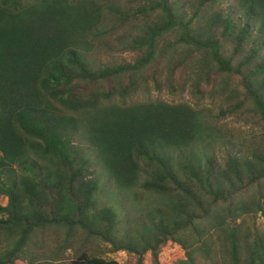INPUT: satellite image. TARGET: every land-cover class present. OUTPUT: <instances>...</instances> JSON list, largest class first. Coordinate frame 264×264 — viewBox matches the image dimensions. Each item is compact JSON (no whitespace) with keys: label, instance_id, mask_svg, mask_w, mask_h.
I'll use <instances>...</instances> for the list:
<instances>
[{"label":"trees","instance_id":"obj_1","mask_svg":"<svg viewBox=\"0 0 264 264\" xmlns=\"http://www.w3.org/2000/svg\"><path fill=\"white\" fill-rule=\"evenodd\" d=\"M193 1L188 17L178 0H140L138 58L99 66L90 55L111 1L0 0V235L15 239L0 264H34L28 247L52 227L135 253L137 264H264V228L249 225L264 218V150L230 154L219 169L193 151L201 110L126 102L141 86L185 92L203 81L264 128V0ZM81 133L117 186L163 200L140 239L121 237L115 209L98 203ZM68 264L118 263L82 252Z\"/></svg>","mask_w":264,"mask_h":264},{"label":"rangeland","instance_id":"obj_2","mask_svg":"<svg viewBox=\"0 0 264 264\" xmlns=\"http://www.w3.org/2000/svg\"><path fill=\"white\" fill-rule=\"evenodd\" d=\"M113 6L109 8V16L106 19L98 37L97 43L90 59L99 66L112 63L134 62L138 58V52L134 49L133 42L144 32L148 24L139 17L138 7L140 0H109ZM225 1V0H224ZM228 1L218 8L227 9ZM182 14L188 17L192 14L193 0H178L176 3ZM226 7V8H225ZM150 20V19H148ZM172 38L170 39V41ZM166 64V63H165ZM192 71L200 74L197 64ZM196 75L194 74V77ZM195 83L198 85V76ZM204 87L194 88L192 82L188 83L185 92L169 89V84L158 90L153 86L140 87L131 93L126 102L132 103L144 100H165L169 102H187L201 110L203 130L193 151L200 155L203 161L207 158L214 160L219 169L224 166L225 160L230 154L251 153L255 149L264 150V128L250 112L234 111L231 100L227 94L208 95L211 85L201 82ZM117 102H122L117 99ZM77 143L84 150L93 164V169L100 182L97 201L100 205L112 206L118 217L121 237L129 236L140 239L147 231L150 222V214H155V208L163 200L156 195L148 193L129 194L121 189L110 177L109 172L101 164L96 151L85 139L84 134L77 139ZM180 153L179 151H174ZM176 157V156H175ZM6 203V200H3ZM257 225L264 228V218L258 217L251 220L249 225ZM15 239L6 235H0V249L13 245ZM109 243L100 241L95 237L87 236L81 232L68 231L65 228H48L39 231L28 247L26 258L33 260L34 264H42L47 260H53L57 264H68L82 252L93 256H99L106 260H114L118 264H137L135 253L126 250L111 251ZM184 256V252H179ZM177 258V257H175ZM169 258V264H184L178 258ZM147 264H153L148 262ZM208 264V262H203Z\"/></svg>","mask_w":264,"mask_h":264}]
</instances>
